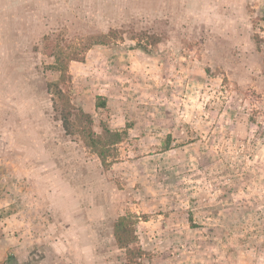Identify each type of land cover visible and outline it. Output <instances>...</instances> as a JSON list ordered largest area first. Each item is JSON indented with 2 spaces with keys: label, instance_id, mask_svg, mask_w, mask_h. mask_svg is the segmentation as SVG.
Returning a JSON list of instances; mask_svg holds the SVG:
<instances>
[{
  "label": "rangeland",
  "instance_id": "rangeland-1",
  "mask_svg": "<svg viewBox=\"0 0 264 264\" xmlns=\"http://www.w3.org/2000/svg\"><path fill=\"white\" fill-rule=\"evenodd\" d=\"M59 89L124 132L108 165ZM0 196L39 264H264V0H0Z\"/></svg>",
  "mask_w": 264,
  "mask_h": 264
},
{
  "label": "trees",
  "instance_id": "trees-1",
  "mask_svg": "<svg viewBox=\"0 0 264 264\" xmlns=\"http://www.w3.org/2000/svg\"><path fill=\"white\" fill-rule=\"evenodd\" d=\"M144 34L146 33H142L141 36L143 37ZM118 38H123V34L120 30L110 29L106 33L95 34L87 38L83 42L82 49L79 51H69L64 56L61 53L56 55L58 62L62 64L61 70L64 73L63 78L66 76L70 61L84 59L82 53L95 44L108 45ZM56 88H58V86H56ZM58 94L63 101L60 117L67 132H71L72 127H76L85 145L101 158L105 166L108 165L107 160L110 157L116 156L113 150L116 149V145L123 140L124 132L103 127L102 131L98 133L94 128V119L90 113L85 112L82 108L75 107L69 95L62 89L58 90ZM114 236L119 247L127 248V258L131 261L130 263L134 262L135 259L143 253L141 248L135 245L132 246L137 240L136 227L132 218L123 216L116 220L114 224ZM12 259L13 257H10V264Z\"/></svg>",
  "mask_w": 264,
  "mask_h": 264
},
{
  "label": "crops",
  "instance_id": "crops-1",
  "mask_svg": "<svg viewBox=\"0 0 264 264\" xmlns=\"http://www.w3.org/2000/svg\"><path fill=\"white\" fill-rule=\"evenodd\" d=\"M9 202V198L0 196V264H10V257H13L11 264H19L17 261H22L20 264H39L34 255L40 241L33 240L29 220L22 212L10 213L6 207Z\"/></svg>",
  "mask_w": 264,
  "mask_h": 264
}]
</instances>
